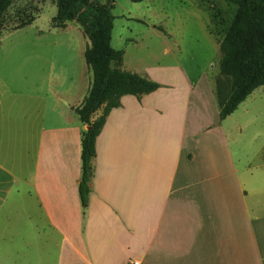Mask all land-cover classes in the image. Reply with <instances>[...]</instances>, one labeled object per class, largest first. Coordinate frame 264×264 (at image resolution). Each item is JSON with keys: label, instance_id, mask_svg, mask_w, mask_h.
I'll list each match as a JSON object with an SVG mask.
<instances>
[{"label": "crops", "instance_id": "obj_1", "mask_svg": "<svg viewBox=\"0 0 264 264\" xmlns=\"http://www.w3.org/2000/svg\"><path fill=\"white\" fill-rule=\"evenodd\" d=\"M77 59L57 74L52 58L44 71L29 69L25 101L11 99L0 75V209L8 204L10 219L42 244L58 238L59 264H262L264 215L242 207L239 171L223 153L210 162L201 141L210 128L193 132L189 102L171 90L162 100L159 90L124 96L109 113L82 206L86 126L73 109L92 72L83 53Z\"/></svg>", "mask_w": 264, "mask_h": 264}, {"label": "rangeland", "instance_id": "obj_2", "mask_svg": "<svg viewBox=\"0 0 264 264\" xmlns=\"http://www.w3.org/2000/svg\"><path fill=\"white\" fill-rule=\"evenodd\" d=\"M64 1L15 0L6 12L0 26V75L16 94L11 99L27 98L29 69L44 71L48 69L45 59L52 58L50 65L57 74L60 63L76 64L78 55L90 45L76 20L65 22L62 28L52 25ZM88 2L97 10L105 1ZM113 2L111 46L124 52L120 69L158 84L156 100L164 99L171 90L175 99L189 102L187 117L193 132L200 123L210 128L201 140L210 162L217 160V154L226 155L247 187L242 207L247 206L257 217L264 215V87L257 88L225 121L218 118L215 96L219 45L236 5L231 0ZM94 18L98 19L97 13ZM20 25L26 26L15 30ZM63 54L67 55L59 56ZM221 125L224 136L215 130ZM7 206L0 209V264H59L58 238L42 244L27 233L22 220L10 219ZM259 228H264L263 221ZM263 244L258 247L262 264ZM63 254L67 261L68 252Z\"/></svg>", "mask_w": 264, "mask_h": 264}, {"label": "trees", "instance_id": "obj_3", "mask_svg": "<svg viewBox=\"0 0 264 264\" xmlns=\"http://www.w3.org/2000/svg\"><path fill=\"white\" fill-rule=\"evenodd\" d=\"M14 1L0 0V26ZM88 1L65 0L59 4L52 20L55 28H62L65 22L76 20L90 42L83 52V58L92 72V84L83 103L73 109L86 126L81 137V180L78 186L83 207L87 205L90 193L96 140L109 113L120 107V99L124 96L140 100L143 95L159 89L155 82L120 69L124 52L111 46L113 0H104L97 10ZM231 2L237 10L219 45V76L215 82L219 120L232 115L257 88L264 87V0ZM96 13L98 19L94 18ZM25 26L20 25L15 30ZM99 111L101 114L97 115Z\"/></svg>", "mask_w": 264, "mask_h": 264}, {"label": "built area", "instance_id": "obj_4", "mask_svg": "<svg viewBox=\"0 0 264 264\" xmlns=\"http://www.w3.org/2000/svg\"><path fill=\"white\" fill-rule=\"evenodd\" d=\"M132 264H137V262H133Z\"/></svg>", "mask_w": 264, "mask_h": 264}]
</instances>
